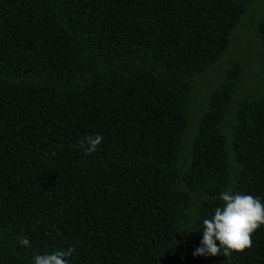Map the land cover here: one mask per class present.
Returning a JSON list of instances; mask_svg holds the SVG:
<instances>
[{
  "label": "trees",
  "instance_id": "1",
  "mask_svg": "<svg viewBox=\"0 0 264 264\" xmlns=\"http://www.w3.org/2000/svg\"><path fill=\"white\" fill-rule=\"evenodd\" d=\"M248 1L0 0V264H264V226L194 255L224 190L264 203V92L234 102L239 62L188 117ZM257 32L264 53V13Z\"/></svg>",
  "mask_w": 264,
  "mask_h": 264
},
{
  "label": "clouds",
  "instance_id": "2",
  "mask_svg": "<svg viewBox=\"0 0 264 264\" xmlns=\"http://www.w3.org/2000/svg\"><path fill=\"white\" fill-rule=\"evenodd\" d=\"M102 141L103 137L96 133L87 136L78 147L85 154H92L98 150ZM219 200L222 203L215 207L214 215L203 220V239L194 255H224L229 258L233 252L239 254L250 251L254 234L264 226V203L259 197L233 192L228 188L220 193ZM18 239L22 246L31 247L28 238ZM74 252L75 247L69 246L52 253L36 254L32 264H69Z\"/></svg>",
  "mask_w": 264,
  "mask_h": 264
},
{
  "label": "rangeland",
  "instance_id": "3",
  "mask_svg": "<svg viewBox=\"0 0 264 264\" xmlns=\"http://www.w3.org/2000/svg\"><path fill=\"white\" fill-rule=\"evenodd\" d=\"M264 13V0H249L238 23L232 29L226 49L201 75L194 80L189 124L195 122L206 102L208 90L225 77V71L235 61L243 68V76L234 96V102L246 95H260L263 89L264 53L257 32V22ZM222 130L230 137L227 119Z\"/></svg>",
  "mask_w": 264,
  "mask_h": 264
}]
</instances>
